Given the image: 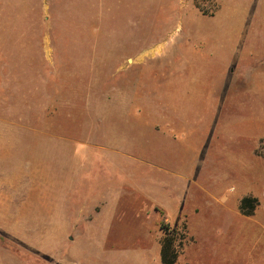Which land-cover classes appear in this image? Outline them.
<instances>
[{
	"label": "rangeland",
	"instance_id": "rangeland-1",
	"mask_svg": "<svg viewBox=\"0 0 264 264\" xmlns=\"http://www.w3.org/2000/svg\"><path fill=\"white\" fill-rule=\"evenodd\" d=\"M162 223L264 264V0H0V264H162Z\"/></svg>",
	"mask_w": 264,
	"mask_h": 264
},
{
	"label": "trees",
	"instance_id": "trees-1",
	"mask_svg": "<svg viewBox=\"0 0 264 264\" xmlns=\"http://www.w3.org/2000/svg\"><path fill=\"white\" fill-rule=\"evenodd\" d=\"M255 207H256V199L245 198L242 201L241 211L247 216H252L254 215ZM162 227L166 232V236L163 240L162 250H161L162 264H177L179 258V251L176 244L177 242L176 232L172 230L165 223H162Z\"/></svg>",
	"mask_w": 264,
	"mask_h": 264
}]
</instances>
